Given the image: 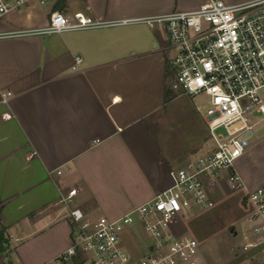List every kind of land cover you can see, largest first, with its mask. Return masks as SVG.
Returning a JSON list of instances; mask_svg holds the SVG:
<instances>
[{"label":"crops","instance_id":"1","mask_svg":"<svg viewBox=\"0 0 264 264\" xmlns=\"http://www.w3.org/2000/svg\"><path fill=\"white\" fill-rule=\"evenodd\" d=\"M206 1L31 0L0 16V91L12 92L0 100V259L73 264L58 261L73 242L75 223L63 202L71 188H78L73 207L87 217L116 219L170 187L172 169L213 149L209 130L187 141L169 121L181 95L172 89L170 38L165 24L144 20ZM55 11L111 23L11 35L46 26ZM255 134L235 161L251 188L264 184V139L253 142ZM140 228L126 229L137 257L151 242L143 243ZM196 262L209 264L201 251Z\"/></svg>","mask_w":264,"mask_h":264},{"label":"built area","instance_id":"2","mask_svg":"<svg viewBox=\"0 0 264 264\" xmlns=\"http://www.w3.org/2000/svg\"><path fill=\"white\" fill-rule=\"evenodd\" d=\"M30 1L0 0V16L20 10ZM144 20L166 25L172 50V89L204 98L200 110L214 147L172 169L170 187L116 219L87 217L79 207H73L78 188H71L63 202L70 207L75 223L73 242L58 261L66 262L82 253L86 264H197L200 243L192 234L180 232L178 222L194 210L215 206L214 185L219 184L222 175H226L232 190L244 191L249 205V226L238 247L245 252L257 249L264 259V184L249 187L235 167V161L250 146L255 128L264 124V0L235 4L207 0L196 9L176 10ZM110 23L84 11L73 15L55 11L46 26L20 29L11 35ZM81 61L82 56L77 55L73 68ZM11 94L0 91V100L7 101ZM57 172L61 174L62 169ZM137 223L151 236L141 257L129 251L121 237L125 228Z\"/></svg>","mask_w":264,"mask_h":264},{"label":"rangeland","instance_id":"3","mask_svg":"<svg viewBox=\"0 0 264 264\" xmlns=\"http://www.w3.org/2000/svg\"><path fill=\"white\" fill-rule=\"evenodd\" d=\"M50 2L51 0H47L44 5L48 6ZM203 100L202 96L192 98L181 94L172 101L169 121L180 128L181 135H185L187 141L196 135L208 133L204 117L197 110V107L204 105ZM254 133L256 134L253 142L264 139V124L257 126ZM220 180L213 193L215 206L206 210H194L185 215L178 222V230L192 234L198 239L200 251L209 264H264V259L257 249L245 252L235 247L236 243L244 240V231L249 226L246 221L249 205L243 190H232L228 186L226 175H222ZM127 228L121 234L124 246L136 253L137 247L129 232H126ZM139 234L143 243L151 241L150 234L143 228H140ZM4 243V236L0 235V244ZM1 259H5V264H10L9 254Z\"/></svg>","mask_w":264,"mask_h":264},{"label":"trees","instance_id":"4","mask_svg":"<svg viewBox=\"0 0 264 264\" xmlns=\"http://www.w3.org/2000/svg\"><path fill=\"white\" fill-rule=\"evenodd\" d=\"M73 264H86L85 256L82 253L72 257Z\"/></svg>","mask_w":264,"mask_h":264},{"label":"water","instance_id":"5","mask_svg":"<svg viewBox=\"0 0 264 264\" xmlns=\"http://www.w3.org/2000/svg\"><path fill=\"white\" fill-rule=\"evenodd\" d=\"M238 246H239V245H238V243H236L235 247H237V248H238Z\"/></svg>","mask_w":264,"mask_h":264}]
</instances>
